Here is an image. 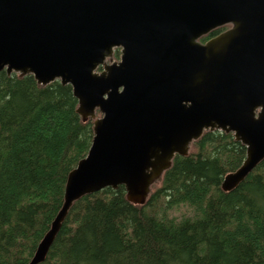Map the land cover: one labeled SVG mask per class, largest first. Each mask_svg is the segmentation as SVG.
<instances>
[{
  "label": "water",
  "instance_id": "95a60500",
  "mask_svg": "<svg viewBox=\"0 0 264 264\" xmlns=\"http://www.w3.org/2000/svg\"><path fill=\"white\" fill-rule=\"evenodd\" d=\"M3 72L71 86L77 114L93 120L90 151L29 264L45 263L83 197L125 187L145 206L206 132L247 148L225 193L264 161V0H0Z\"/></svg>",
  "mask_w": 264,
  "mask_h": 264
},
{
  "label": "trees",
  "instance_id": "16d2710c",
  "mask_svg": "<svg viewBox=\"0 0 264 264\" xmlns=\"http://www.w3.org/2000/svg\"><path fill=\"white\" fill-rule=\"evenodd\" d=\"M77 109L71 86L0 75V264H29L63 207L94 138ZM246 157L233 134L206 132L145 206L125 187L76 202L43 264H264V161L234 191L221 188Z\"/></svg>",
  "mask_w": 264,
  "mask_h": 264
},
{
  "label": "rangeland",
  "instance_id": "374dc122",
  "mask_svg": "<svg viewBox=\"0 0 264 264\" xmlns=\"http://www.w3.org/2000/svg\"><path fill=\"white\" fill-rule=\"evenodd\" d=\"M117 51H119L120 52V54H121V50H119V49H117V50H115V53H114V57H115V54H116V52ZM121 58V57H120ZM115 61H117L116 59H115ZM119 61V60H118ZM99 117H101V115L100 114H98V118ZM178 213H180V214H184L185 213V210H179V211H177ZM179 218L181 217V216H178Z\"/></svg>",
  "mask_w": 264,
  "mask_h": 264
},
{
  "label": "flooded vegetation",
  "instance_id": "af4514ba",
  "mask_svg": "<svg viewBox=\"0 0 264 264\" xmlns=\"http://www.w3.org/2000/svg\"><path fill=\"white\" fill-rule=\"evenodd\" d=\"M226 30H228V29H226ZM226 30H225V31H226ZM225 31H223V32H225ZM223 32H222V33H223ZM220 34H221V33H220ZM213 38H214V37H213ZM211 39H212V38H211ZM209 40H210V39H209ZM209 40H208V41H209ZM205 43H206V42H205Z\"/></svg>",
  "mask_w": 264,
  "mask_h": 264
}]
</instances>
